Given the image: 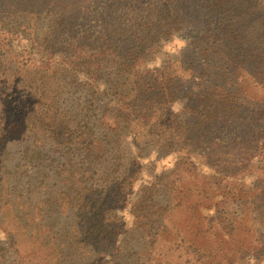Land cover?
<instances>
[{
	"label": "trees",
	"instance_id": "16d2710c",
	"mask_svg": "<svg viewBox=\"0 0 264 264\" xmlns=\"http://www.w3.org/2000/svg\"><path fill=\"white\" fill-rule=\"evenodd\" d=\"M6 1L0 264H245L264 254V189L253 246L238 239L255 188L240 181L255 176L264 187L260 86L198 66L264 58V0H195L220 32L194 28L188 51L166 55V83L143 68L183 26L176 0L146 9L141 0ZM19 35L29 43L21 53ZM178 62L188 76L172 69ZM78 75L88 78L89 105L70 114ZM150 152L175 162L135 194Z\"/></svg>",
	"mask_w": 264,
	"mask_h": 264
},
{
	"label": "rangeland",
	"instance_id": "374dc122",
	"mask_svg": "<svg viewBox=\"0 0 264 264\" xmlns=\"http://www.w3.org/2000/svg\"><path fill=\"white\" fill-rule=\"evenodd\" d=\"M87 2H90L92 5L97 3L96 6L102 7L105 3V0H86ZM161 0H141L140 6L141 8L145 9L148 7L149 4L157 2V4ZM177 4V11L181 12V15H183L184 19L183 26L181 27L178 32H173L171 36L163 43L162 49L159 54H156L154 59L150 62H148L143 69L145 70H158L163 71L162 66L164 65L166 59L168 58L166 55L168 54L170 57L173 58L174 54L181 51H188L187 49L189 47H192L193 43V36H195V32H193L194 28H198L199 26H203L205 30L210 29V35L212 34H218L220 32L219 29V23L210 16L206 10H204L201 3L196 2L195 0H176ZM6 6L9 8L11 7V4L9 2H5V0H2L0 2V14L2 11L6 10ZM99 10H103V8H99ZM2 18V17H0ZM209 19V22H208ZM254 21L248 20L243 26L247 27L248 29L251 28ZM179 26H181V23H178ZM216 27V31H214V28ZM1 29V24H0ZM204 30V31H205ZM16 38V46L14 47L15 52L21 53L22 50H26L29 48V43L23 39L20 35ZM207 41L205 42V44ZM255 46V45H253ZM201 47L203 50L209 49V47H205L203 44H201ZM230 52L232 48L228 46ZM171 58V60H173ZM238 64V63H237ZM199 67L204 68V70L208 71V75L211 76H219L221 79L223 76L227 79L229 82H233V84H238L239 81L242 80H253V82L259 84V89L256 91L257 94H261L263 96V99L259 101V105L257 106L256 110H260L257 113H255L253 116L255 117V124L258 126V128H262L264 131V58L257 59V60H247L242 61L238 66H240L241 69L238 70L237 67H231L229 65H226V63L223 61L221 64H218L217 66L210 67V63L207 61H203V63L198 64ZM84 69L83 67H81ZM172 69L176 70L181 74V76H188V74L185 72V68L180 67V62L173 64ZM163 73V72H162ZM159 74L160 79L163 82H169V78L166 77V74ZM105 77V76H104ZM252 84H255L253 83ZM103 86V85H102ZM102 88H105L104 86ZM70 94L68 97V103L69 105H66V108L68 109L70 114H76L79 113L82 108L88 106L87 103L90 99L89 95L91 93L90 84L88 83V78L84 75H78L76 76V81L73 82L70 89ZM98 106V104L96 105ZM182 106V104L177 103L176 108L174 109L175 112L179 110V108ZM261 132V131H260ZM263 135L258 136L257 140H262ZM258 155H255L252 162L255 163V165L258 164ZM144 161V169L142 172V175L140 179L136 182L134 186V192L137 194L139 190L146 186L149 181L152 179V177L156 174H160L163 171H168L172 167V163L175 162V157L168 158V159H162L158 160L156 159L155 154L148 153L147 157L142 160ZM154 163V165H152ZM257 180H255V176H249L240 181L241 184H244L247 188L253 189L250 195L251 200V207L249 211H247L248 217H251L250 219H240V226L239 229V237L238 239L246 244V240L249 239L252 245V239H255L258 231H255L259 227V212L257 203H260V201L256 200L258 193L261 189H264L263 185L256 186ZM236 183V182H234ZM237 184V183H236ZM258 185V184H257ZM135 197H137L135 195ZM255 204V205H254ZM125 219L127 222L130 221V219L125 216ZM246 234V238H245ZM2 243H4V239L2 238ZM4 246V244H1ZM248 245V244H247ZM11 263L15 264L14 258L10 257ZM245 264H264V254H251L246 257Z\"/></svg>",
	"mask_w": 264,
	"mask_h": 264
}]
</instances>
